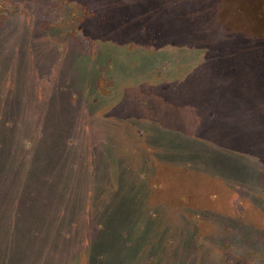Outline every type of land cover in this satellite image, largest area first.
Segmentation results:
<instances>
[{
    "label": "rangeland",
    "instance_id": "374dc122",
    "mask_svg": "<svg viewBox=\"0 0 264 264\" xmlns=\"http://www.w3.org/2000/svg\"><path fill=\"white\" fill-rule=\"evenodd\" d=\"M0 264H264V0H0Z\"/></svg>",
    "mask_w": 264,
    "mask_h": 264
}]
</instances>
